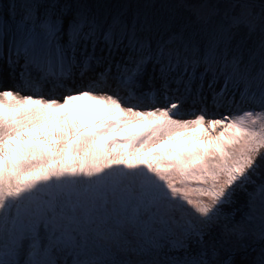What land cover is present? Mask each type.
<instances>
[{
  "label": "snow or ice",
  "instance_id": "snow-or-ice-1",
  "mask_svg": "<svg viewBox=\"0 0 264 264\" xmlns=\"http://www.w3.org/2000/svg\"><path fill=\"white\" fill-rule=\"evenodd\" d=\"M20 7L0 264H264V0Z\"/></svg>",
  "mask_w": 264,
  "mask_h": 264
},
{
  "label": "trees",
  "instance_id": "trees-1",
  "mask_svg": "<svg viewBox=\"0 0 264 264\" xmlns=\"http://www.w3.org/2000/svg\"><path fill=\"white\" fill-rule=\"evenodd\" d=\"M9 2L8 5L0 6V12L4 11L5 8H7L6 12L9 18H12L17 16L16 19L19 18V14L17 15L16 9L20 7L22 3H24V0H7ZM3 7V8H2ZM21 8V7H20ZM243 196L241 195L238 199V205L242 208L243 207ZM238 218V217H237Z\"/></svg>",
  "mask_w": 264,
  "mask_h": 264
},
{
  "label": "rangeland",
  "instance_id": "rangeland-1",
  "mask_svg": "<svg viewBox=\"0 0 264 264\" xmlns=\"http://www.w3.org/2000/svg\"><path fill=\"white\" fill-rule=\"evenodd\" d=\"M62 2H63V0H62ZM8 4H9V2H8L7 0H0V6H3V7H4L5 5H8ZM3 7H2V8H3ZM6 10H7V8H5L4 11H1V12H0V20L6 21L7 23L11 24V23L14 21V19H16L17 16L13 17V19H12V18H9V16L7 15ZM16 11H17V15H18V14L21 12V8L18 7V8L16 9ZM0 63L3 64L2 61H0ZM61 94H62V91H58V92H57V98H59V96H60ZM235 111H236V110L233 109V112H235Z\"/></svg>",
  "mask_w": 264,
  "mask_h": 264
},
{
  "label": "bare ground",
  "instance_id": "bare-ground-1",
  "mask_svg": "<svg viewBox=\"0 0 264 264\" xmlns=\"http://www.w3.org/2000/svg\"><path fill=\"white\" fill-rule=\"evenodd\" d=\"M0 65H2V63H0Z\"/></svg>",
  "mask_w": 264,
  "mask_h": 264
}]
</instances>
